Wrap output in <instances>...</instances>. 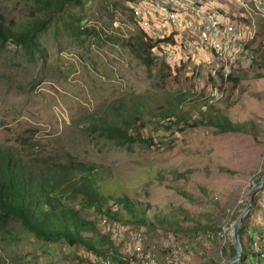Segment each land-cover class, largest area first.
I'll return each mask as SVG.
<instances>
[{"label":"rangeland","instance_id":"rangeland-1","mask_svg":"<svg viewBox=\"0 0 264 264\" xmlns=\"http://www.w3.org/2000/svg\"><path fill=\"white\" fill-rule=\"evenodd\" d=\"M198 1L235 22L246 25L253 19L261 26L250 48L264 59L260 16L250 17L235 0ZM137 2L66 3L59 18L39 35L42 57L34 54L31 59L11 39L0 41V143L33 157L61 162L70 157L104 168L100 190L108 196L115 189L114 198L99 210L90 206L84 212L122 253L138 245L137 264H224L232 257L225 252L228 242H233L231 227L248 199L251 204L243 220L264 230V76H256L264 74V62L243 66L237 61L230 70L239 76L235 83L220 78L225 76L224 64L202 52L165 79L167 89L212 98L232 121L256 123L257 137L219 133L212 126L180 130L150 123L147 127H152L143 134L154 137L153 147H119L101 134L99 117L126 95L145 99L161 91L158 68L149 72L125 44L139 22ZM244 2L251 5L250 0ZM39 8L37 0H0V14L15 29L32 20ZM72 15L81 18L86 31L79 30L75 36L66 32L64 21ZM123 191L151 210L184 209L190 217L179 216V221L188 229L148 228L125 219L126 212L116 203V192ZM106 210L119 218H109ZM197 224L206 225L207 232L196 231ZM257 234L263 239L256 244L260 246L264 232ZM0 264L112 263L82 245L39 238L19 220L10 219L0 224Z\"/></svg>","mask_w":264,"mask_h":264},{"label":"trees","instance_id":"trees-1","mask_svg":"<svg viewBox=\"0 0 264 264\" xmlns=\"http://www.w3.org/2000/svg\"><path fill=\"white\" fill-rule=\"evenodd\" d=\"M125 1L134 4L136 0ZM37 2L41 3V8L34 13L32 20L18 24L17 29L6 24L0 14L1 43L11 39L20 45L31 59L34 54L38 57L44 55L39 35L48 24L59 18L63 6L66 3H79L81 0ZM261 21L264 25L263 19ZM64 24L66 32L71 36H75L79 30L86 31L81 18L75 15L71 16V20L64 21ZM260 28L261 26H258L256 36ZM255 39L247 46L249 49ZM154 43V40L137 25L125 44L130 54L149 72L155 67L158 68L160 76L157 79L161 91L145 99L136 94H129L121 100H116L117 102L113 101L108 114L99 117L98 127L105 138L126 149H133L135 146L150 149L155 145L154 137L143 134L150 123H155L152 126L163 125L166 129L178 127L180 130L212 126L219 133L242 132L253 137L258 136L260 130L256 123L250 120L232 121L222 110L215 107L211 102L212 98L194 97L189 91L167 89L165 79L182 70L183 65H169L164 57L153 51ZM251 52L255 53L251 64L262 66L264 59L257 54L258 50L251 49ZM234 73L229 72L220 78L236 83L239 76H235ZM256 76L264 74L257 73ZM152 126L147 128L150 129ZM104 171H106L104 168L70 157L64 162L42 156L33 157L20 152L14 146L0 143V224L17 219L24 228L39 238L63 239L70 246L82 245L105 262L112 264H137L136 253H122L110 235L102 232L84 212L90 206H96L99 210L107 200L114 198L115 189L108 196L100 190L99 184L105 174ZM113 181L115 185L118 184ZM117 194L119 196L116 203H119L126 212L125 219L136 225L148 228L163 226L173 231L188 229L179 221V216L185 220L190 217L184 209L171 210L170 213L164 210L155 211L147 207L146 203L134 200L128 192H116ZM188 195L192 197L191 194ZM115 213L110 210L104 211L109 218H119ZM197 225L193 227L196 231L204 229L201 231L204 233L205 229H208L206 225ZM263 232L261 228L251 227L246 219L242 221L238 229L242 252L239 260L232 264H264V244L256 245L263 242V239L254 236ZM225 252H229L233 257L236 252L235 244L228 242Z\"/></svg>","mask_w":264,"mask_h":264},{"label":"built area","instance_id":"built-area-1","mask_svg":"<svg viewBox=\"0 0 264 264\" xmlns=\"http://www.w3.org/2000/svg\"><path fill=\"white\" fill-rule=\"evenodd\" d=\"M235 1L247 15H258L264 22V0H250L251 5ZM135 16L139 18L138 26L154 40L153 51L171 66L209 52L210 57L224 64L226 76L237 61L243 66L253 61L254 55L247 47L257 35L258 25L253 19L246 25L235 22L198 0H140ZM139 251L134 244L129 253Z\"/></svg>","mask_w":264,"mask_h":264},{"label":"water","instance_id":"water-1","mask_svg":"<svg viewBox=\"0 0 264 264\" xmlns=\"http://www.w3.org/2000/svg\"><path fill=\"white\" fill-rule=\"evenodd\" d=\"M250 202L248 199V205L247 207L244 208V210L240 213L238 220L236 221V223L231 227V237H232V241L235 244V255L231 258H229L224 264H232L235 263L239 260L240 256H241V252H242V243L239 239V234H238V229L243 221V217L245 216V214L247 213V211L249 210L250 207Z\"/></svg>","mask_w":264,"mask_h":264}]
</instances>
